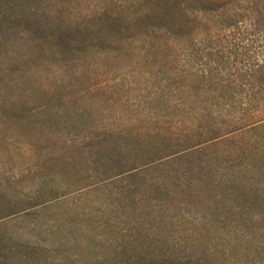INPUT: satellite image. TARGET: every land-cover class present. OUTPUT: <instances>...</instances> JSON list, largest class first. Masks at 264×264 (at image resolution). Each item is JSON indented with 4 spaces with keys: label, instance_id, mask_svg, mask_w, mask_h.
I'll use <instances>...</instances> for the list:
<instances>
[{
    "label": "rangeland",
    "instance_id": "rangeland-1",
    "mask_svg": "<svg viewBox=\"0 0 264 264\" xmlns=\"http://www.w3.org/2000/svg\"><path fill=\"white\" fill-rule=\"evenodd\" d=\"M142 3L45 0L42 7L52 22L79 25L90 42L100 35L96 16L113 11L134 17ZM210 20L206 25L215 26ZM217 22L213 45L226 48L233 64V29L224 17ZM12 37L0 43V237L14 250L10 264H126L127 256L136 264L142 243L197 264H254V243L237 247L247 230L241 232L233 214L228 197L233 189L207 192L192 208H149L141 217L140 205L135 216L121 201L118 185L105 183L90 154L76 149L78 140L106 131L131 140L173 136L184 144L199 138L200 132H190L193 120L185 109L175 111L181 108L174 91L178 79L171 88L168 74L153 72L155 56L146 54L168 49L166 42L134 41L120 55L93 48L78 63L35 67L26 63L37 53L32 44ZM200 39L209 43L208 31ZM209 104L232 108L233 100ZM218 109L207 126L233 132V120ZM208 127L204 134L212 136ZM209 152L222 160L233 148L221 145ZM257 230L247 235L261 247Z\"/></svg>",
    "mask_w": 264,
    "mask_h": 264
},
{
    "label": "trees",
    "instance_id": "trees-1",
    "mask_svg": "<svg viewBox=\"0 0 264 264\" xmlns=\"http://www.w3.org/2000/svg\"><path fill=\"white\" fill-rule=\"evenodd\" d=\"M44 4L45 0H0V43L24 37L37 51L28 66L78 63L93 48L120 55L127 43L151 37L169 45L146 54L155 56L153 72L168 74L171 88L178 79L174 91L181 108L175 106V111L185 109L193 120L190 132H200L199 138L184 144L173 136L131 140L106 131L77 141L76 149L90 154L104 182L118 185L127 210L136 216L141 205V217L155 208H192L207 192L229 187L238 227L247 230L237 247L254 243V264H264V0H144L134 17L113 11L96 16L93 22L100 35L90 42L79 25L52 22ZM220 17L228 30L233 29V64L226 48L213 45ZM206 18L215 26L206 25ZM207 31L211 41L204 43L200 37ZM218 98L233 100V107L212 109L209 103ZM217 109L220 116L233 120V132L207 126ZM207 127L212 136L204 134ZM221 145L233 148L222 160L209 152ZM254 227V235L263 237L262 248L247 235ZM145 244L136 264H197L167 256L161 248L152 252L153 245ZM13 253L0 237V264H10ZM126 259L129 264L130 257Z\"/></svg>",
    "mask_w": 264,
    "mask_h": 264
}]
</instances>
